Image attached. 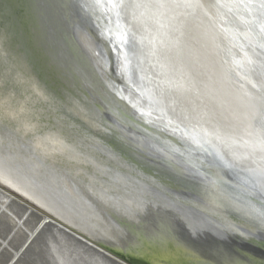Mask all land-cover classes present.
Instances as JSON below:
<instances>
[{"label": "water", "instance_id": "water-1", "mask_svg": "<svg viewBox=\"0 0 264 264\" xmlns=\"http://www.w3.org/2000/svg\"><path fill=\"white\" fill-rule=\"evenodd\" d=\"M0 158L125 264H264V0H0Z\"/></svg>", "mask_w": 264, "mask_h": 264}, {"label": "bare ground", "instance_id": "bare-ground-1", "mask_svg": "<svg viewBox=\"0 0 264 264\" xmlns=\"http://www.w3.org/2000/svg\"><path fill=\"white\" fill-rule=\"evenodd\" d=\"M35 147L40 153H44V149H47L40 141L36 142ZM47 150L51 153L61 151L58 146ZM73 160L77 161L71 157H68L67 160L64 159V161H69L72 168L75 169V174L83 176L82 172L76 169L78 166ZM83 163L87 164L86 160H83ZM88 176L86 173L83 177L89 179ZM96 184H98L97 180ZM15 189L21 193L23 192L20 189ZM126 204L124 206L121 204L110 205V208L120 209L121 213L114 216L117 220H120L119 223L123 228L126 227L127 229V224L131 225H128L130 231H127V236H123V238L139 237L143 233V239H157L150 229L145 228V224L142 223L144 221L139 220L140 217L145 215L144 209L131 204V201ZM109 212L113 214L111 210ZM130 214L135 215L131 216ZM0 264L125 263L84 240L64 225L54 221L40 209L21 199L17 194L0 187ZM180 264L195 263L189 258H181Z\"/></svg>", "mask_w": 264, "mask_h": 264}, {"label": "rangeland", "instance_id": "rangeland-1", "mask_svg": "<svg viewBox=\"0 0 264 264\" xmlns=\"http://www.w3.org/2000/svg\"><path fill=\"white\" fill-rule=\"evenodd\" d=\"M3 164H1V158H0V187L3 188V189H6V190H9L10 192H12L13 194H16L17 191L15 188L17 189H20L22 190V194L30 197V198H33L34 200L38 201L39 203H47V205L49 207H53L55 208L56 205L54 203H52V200L48 197H41V196H35V195H32V193H30V188H34L36 185L37 182H35L34 180H30V182H28V184H23V183H18L15 179H13L11 176V172H13L12 169H10L9 167H6L3 168L2 167ZM20 170V169H18ZM22 171V170H21ZM23 173L25 171H22ZM6 183V184H2V183ZM19 192V191H18ZM21 193V192H20ZM30 203H32L31 201H28ZM34 205V204H32ZM59 208V207H58ZM61 209V208H59ZM47 211V210H46ZM62 215V213H61ZM70 216L74 217L73 214L69 213ZM8 240V239H7Z\"/></svg>", "mask_w": 264, "mask_h": 264}, {"label": "snow or ice", "instance_id": "snow-or-ice-1", "mask_svg": "<svg viewBox=\"0 0 264 264\" xmlns=\"http://www.w3.org/2000/svg\"><path fill=\"white\" fill-rule=\"evenodd\" d=\"M113 6L115 7L116 5L114 4Z\"/></svg>", "mask_w": 264, "mask_h": 264}]
</instances>
